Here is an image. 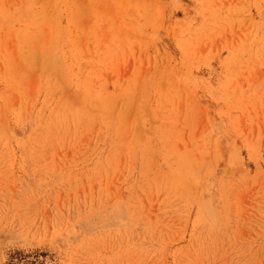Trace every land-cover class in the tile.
<instances>
[{
  "label": "rangeland",
  "instance_id": "rangeland-1",
  "mask_svg": "<svg viewBox=\"0 0 264 264\" xmlns=\"http://www.w3.org/2000/svg\"><path fill=\"white\" fill-rule=\"evenodd\" d=\"M0 264H264V0H0Z\"/></svg>",
  "mask_w": 264,
  "mask_h": 264
}]
</instances>
